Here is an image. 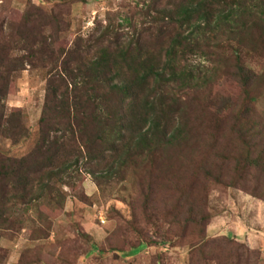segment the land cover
<instances>
[{
	"label": "trees",
	"instance_id": "16d2710c",
	"mask_svg": "<svg viewBox=\"0 0 264 264\" xmlns=\"http://www.w3.org/2000/svg\"><path fill=\"white\" fill-rule=\"evenodd\" d=\"M53 1L50 13L29 1L15 22L0 13V137L6 131L12 144L29 138L21 112L5 115L4 100L16 74L29 68L47 77L33 149L13 158L0 143V237L24 231L28 222L31 240H47L49 217L35 212L37 218L32 219L29 213L43 201L63 210L62 190L73 185L71 177L81 169L100 183L125 181L148 171L154 161L165 164L172 148L186 145L190 135L199 133L195 124L205 128L201 122L187 126L188 114L193 119L208 114L206 104L201 105L202 114H190L195 111L188 105V94L211 88L223 76L243 87L242 103L227 115L238 123L246 148L243 156H226L232 166L216 173L199 165L187 167L190 175L185 182L180 176L177 200L164 182L157 184L160 199L155 207L150 204L159 194L154 195V183L147 187L153 180L149 177L144 193L149 197L148 222L153 221L167 243L175 236L190 248H204L210 242L206 234L212 219L207 189L196 177L204 171L206 186L240 189L264 203V118L253 97L254 86L264 82V0H142L137 5L143 29L137 31L136 25L121 34L111 22L99 35L75 40L62 57L56 46L70 27L62 12L87 0ZM195 60L214 63L211 74L193 70L190 62ZM201 155L200 163H207L206 154ZM251 182L253 188L248 187ZM173 204L184 209L182 218L178 211L174 219L161 221L158 211ZM224 240L226 248H234L232 241ZM147 245L141 242L133 253ZM206 256L203 250L199 259L205 264Z\"/></svg>",
	"mask_w": 264,
	"mask_h": 264
},
{
	"label": "rangeland",
	"instance_id": "374dc122",
	"mask_svg": "<svg viewBox=\"0 0 264 264\" xmlns=\"http://www.w3.org/2000/svg\"><path fill=\"white\" fill-rule=\"evenodd\" d=\"M29 1L47 13L55 6L53 0H1L0 13L14 22L19 21ZM140 2L142 0H87L85 4L67 6L62 14L70 27L61 34L56 46L58 55L62 57V52L79 38L87 39L94 33L99 35L98 31L104 30L111 22L121 34L130 33L136 25L137 31L143 29L138 15L137 4ZM146 22L148 25V20ZM190 65L193 70L200 68L207 76L211 74L214 63L195 60ZM46 78L45 72L27 68L16 74L10 86L4 100L5 115L21 112L29 131V138L19 144H12L6 138V131L3 132L5 137H0V143L10 157L22 158L35 146ZM258 84L253 88V97L257 113L264 118V82ZM242 95V85L226 76L205 91L188 94V105L195 111L190 114H202V104L208 106V114L197 119L188 114L184 121L187 126L188 122H201L205 128L195 124L200 136L199 133L190 135L186 145L182 143L172 148L166 155L165 164L162 160L154 161L148 171L131 174L125 181L103 180L97 183L83 169L73 174V185L62 190L66 196L63 210L54 203L43 201L29 213L32 219L37 218L35 212H43L49 217L52 224L49 238L31 240L28 228L32 224L28 222L25 225L28 228L22 232L9 231L6 238L0 237L3 264H205L199 259L203 250L208 254L206 264H264V220L261 217L257 220L253 212L245 209L249 202L247 198L252 197L243 190L229 189L216 183L206 186L203 179L205 171L196 176L199 185L207 189L208 210L212 216L206 234L210 242L204 248H190L188 243L179 242L175 236L167 243L163 234L155 229L153 221L148 222L146 214L148 208L145 204L149 197L144 193L151 183L156 185L154 195L159 194L150 204L155 207L160 199L157 184L164 182L177 200L183 185L181 178L185 182L190 175L187 167L199 165L203 167L201 170L216 173L232 166L226 156H243L246 148L241 143L238 123L227 116L242 103ZM203 152L208 158L205 164L200 163ZM149 177L153 178L152 182L148 181ZM146 182H150L147 187ZM254 186L251 182L248 187ZM178 211L182 218L184 209L176 204L164 207L158 214L163 221L174 219ZM160 225L163 231L166 230L165 223ZM178 232L179 227L174 225V234L178 235ZM224 238L235 244L233 249L226 248ZM141 242L148 245L140 253H133Z\"/></svg>",
	"mask_w": 264,
	"mask_h": 264
},
{
	"label": "crops",
	"instance_id": "0c3cea01",
	"mask_svg": "<svg viewBox=\"0 0 264 264\" xmlns=\"http://www.w3.org/2000/svg\"><path fill=\"white\" fill-rule=\"evenodd\" d=\"M246 198V197H244ZM247 200L249 202L248 205L246 206V211L248 212H253L254 215L257 217V220L261 217L262 220H264V203L261 201H258L254 198L248 197Z\"/></svg>",
	"mask_w": 264,
	"mask_h": 264
}]
</instances>
